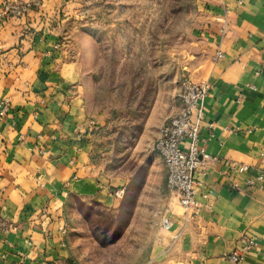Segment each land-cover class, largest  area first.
<instances>
[{
    "label": "crops",
    "instance_id": "obj_1",
    "mask_svg": "<svg viewBox=\"0 0 264 264\" xmlns=\"http://www.w3.org/2000/svg\"><path fill=\"white\" fill-rule=\"evenodd\" d=\"M205 1L180 69L210 86L202 141L213 160L200 176L201 211L189 221L163 163L162 215L172 225L162 226L147 264H235L222 257L244 236L258 247L238 264H264V0ZM53 12L0 20V264H76L72 200L109 203L111 188L129 182L109 183L93 160L102 125L93 107L96 61L74 53ZM180 87L164 104L157 139L180 106ZM231 163L249 169L231 178Z\"/></svg>",
    "mask_w": 264,
    "mask_h": 264
},
{
    "label": "rangeland",
    "instance_id": "obj_2",
    "mask_svg": "<svg viewBox=\"0 0 264 264\" xmlns=\"http://www.w3.org/2000/svg\"><path fill=\"white\" fill-rule=\"evenodd\" d=\"M31 1L55 11L75 54L96 61L93 107L102 125L94 128L93 160L109 183L129 180L111 188L112 202L72 200L71 255L76 264H147L163 231L165 171L154 144L164 104L189 76L180 65L206 1Z\"/></svg>",
    "mask_w": 264,
    "mask_h": 264
},
{
    "label": "built area",
    "instance_id": "obj_3",
    "mask_svg": "<svg viewBox=\"0 0 264 264\" xmlns=\"http://www.w3.org/2000/svg\"><path fill=\"white\" fill-rule=\"evenodd\" d=\"M40 6L39 1L0 0V20L23 19ZM218 56L221 57L222 54ZM209 91L208 84L198 83L190 76L183 77L177 96L180 106L173 107L174 114L161 129L160 137L154 145L155 152L167 169V189L178 197L187 221L195 219L201 211L202 204L198 199L200 176L206 174L207 165L213 160V157L206 152L202 141ZM6 108L7 105L1 112L2 115ZM90 125H96L94 119L91 120ZM248 169L247 165L231 163L228 174L232 178ZM255 185V180L248 181V188ZM234 186L238 188V184ZM202 196L208 197L207 194ZM171 225V217L164 214L162 226L169 229ZM257 247L258 242L254 237L244 236L235 249L222 258L238 264L245 259L248 252Z\"/></svg>",
    "mask_w": 264,
    "mask_h": 264
}]
</instances>
